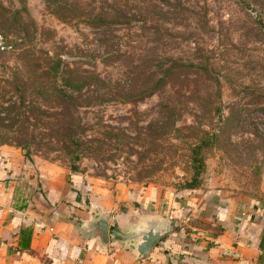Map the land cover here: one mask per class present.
I'll list each match as a JSON object with an SVG mask.
<instances>
[{
	"label": "rangeland",
	"instance_id": "374dc122",
	"mask_svg": "<svg viewBox=\"0 0 264 264\" xmlns=\"http://www.w3.org/2000/svg\"><path fill=\"white\" fill-rule=\"evenodd\" d=\"M0 32V104L27 106H0V160L78 172L115 214L156 189L178 226L264 208V0H0Z\"/></svg>",
	"mask_w": 264,
	"mask_h": 264
},
{
	"label": "crops",
	"instance_id": "0c3cea01",
	"mask_svg": "<svg viewBox=\"0 0 264 264\" xmlns=\"http://www.w3.org/2000/svg\"><path fill=\"white\" fill-rule=\"evenodd\" d=\"M4 158L0 160V264H264L262 207L243 206L224 197L217 204L190 202L193 217L213 219V227L192 226L190 218H181L180 229L174 221V231L140 258L131 244L114 234L148 216H175L173 202L160 206L156 189L141 192L143 214L139 208L115 214L107 188H87L82 174L66 177L55 169L39 173ZM99 213L111 214L105 250L89 236V224Z\"/></svg>",
	"mask_w": 264,
	"mask_h": 264
},
{
	"label": "water",
	"instance_id": "95a60500",
	"mask_svg": "<svg viewBox=\"0 0 264 264\" xmlns=\"http://www.w3.org/2000/svg\"><path fill=\"white\" fill-rule=\"evenodd\" d=\"M174 220L175 217L171 215L148 216L142 223L133 225L127 231H117L114 235L116 239L131 244L138 257L144 258L162 237L174 231ZM110 223V213H99L89 224V236L98 239L103 250L109 247Z\"/></svg>",
	"mask_w": 264,
	"mask_h": 264
},
{
	"label": "trees",
	"instance_id": "16d2710c",
	"mask_svg": "<svg viewBox=\"0 0 264 264\" xmlns=\"http://www.w3.org/2000/svg\"><path fill=\"white\" fill-rule=\"evenodd\" d=\"M0 35H2V33L0 32ZM2 43H1V45H0V48L1 49H3V50H5L6 49V45L4 44V42L3 41H1ZM55 64H56V66H54L53 68L52 67H50V68H41V65L40 64H38L37 65V67L39 68V69H41V71H42V73L44 74V73H48V72H50V71H53L54 69V73H56L58 70L57 69H59V68H61L62 66H61V61L59 60V61H57V62H55ZM37 68V69H38ZM7 82L9 81V80H6ZM164 82H165V79L164 78H162L161 80H159L158 81V87H160V85H163L164 84ZM6 87V86H5ZM4 87V88H5ZM79 87H82V85L81 86H79ZM79 87H77V88H79ZM3 88V89H4ZM15 88H16V90L17 91H19V88H21L20 86H19V84H17V85H15ZM2 88L0 89V90H3ZM60 92L61 93H64V90H62V88H60ZM64 96H70L69 94L67 95V94H64ZM70 97H72V96H70ZM25 97L22 95V94H19V101L18 102H12V103H10L9 104V106H4V105H1L0 104V106H2L3 107V109H5V110H7L8 112H12L14 109H16L17 107L18 108H21V107H27L26 105H25ZM24 113V115H26L25 114V112H23ZM74 169V168H73ZM1 180H3V178H2V176H0V181ZM176 229H180V227L179 226H177V228Z\"/></svg>",
	"mask_w": 264,
	"mask_h": 264
}]
</instances>
